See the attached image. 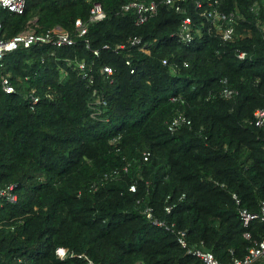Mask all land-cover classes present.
<instances>
[{
	"label": "trees",
	"instance_id": "16d2710c",
	"mask_svg": "<svg viewBox=\"0 0 264 264\" xmlns=\"http://www.w3.org/2000/svg\"><path fill=\"white\" fill-rule=\"evenodd\" d=\"M165 1L0 9V40L36 21V32L60 28L74 41L19 47L0 61V264H202L178 245V231L231 264L264 239V223L243 228L237 212L264 202V127L253 116L264 111V0H217L234 16L228 41L195 8L204 0H187L188 43L178 37L183 16ZM131 2H154L155 14L137 24L122 11ZM93 4L106 18L78 38L74 22H87ZM178 116L189 124L169 131ZM58 248L68 249L64 260Z\"/></svg>",
	"mask_w": 264,
	"mask_h": 264
},
{
	"label": "built area",
	"instance_id": "2783aa9c",
	"mask_svg": "<svg viewBox=\"0 0 264 264\" xmlns=\"http://www.w3.org/2000/svg\"><path fill=\"white\" fill-rule=\"evenodd\" d=\"M187 0H166L165 4L169 7H172L174 11L183 16L180 25L178 37L182 43H188L192 39V21L186 16V10L183 6ZM208 7V9H207ZM195 8L201 11V16L205 17L210 23L213 24V27L216 31L219 32L221 39L223 41H228L231 39L234 33V16L232 14H226L219 10L218 1L217 0H204V1H196ZM0 9L8 11L10 13L21 15L25 9V0H0ZM133 10L136 15V23L142 24L146 22L149 18H151L156 11V4L154 2H150L148 4L140 3V2H131L125 5L122 8L123 12H129ZM106 18L105 13L103 12L101 6L99 4H93L90 9L89 17L87 22H83L80 19L75 20L74 29L76 36L78 38H82L86 35L88 31V27L90 25H94L103 21ZM38 28L37 22H32V27L29 26L27 31L23 34L17 35L9 40H0V61L3 56L8 53L15 51L19 47L28 48L33 44H51L57 48L60 47H70L73 45V37L69 32L60 29L54 28L47 32H36ZM1 29V24H0ZM264 41V36H263ZM139 43L138 40H133V44ZM85 47L88 48V44L86 43ZM144 52V51H143ZM93 54L96 56L97 51H94ZM245 57L244 53H240L237 55L239 60H243ZM72 62H68V65H72ZM165 64V62H163ZM78 69L82 72L83 76H87L88 74L85 70L84 63L78 64ZM101 73L109 77L112 74V70L109 67H103L101 69ZM90 79V78H89ZM89 83H92V80H89ZM1 88L5 94H12L13 87L8 82L6 78H3L1 81ZM224 97L229 98L231 93L229 91L223 92ZM38 100L36 98L32 99V103H36ZM254 116V124L261 128L264 127V111L256 110L253 113ZM189 121L184 117L178 116L171 120L168 124V130L173 132L174 130L182 127L183 125H188ZM130 191H134L133 186L130 187ZM3 194V193H1ZM236 205H239V201L235 195L232 196ZM11 200H15V197H11ZM166 213L170 212V208L165 209ZM238 216L241 220V225L243 228H248L250 223L253 221H257L260 223H264V202H260L259 211L257 213H250L245 209H238ZM145 218L149 221L150 224L156 226H162V223L153 219L152 211L150 208H146L144 211ZM245 239H249V234H244ZM176 240L178 245L187 250V253L199 259L202 264H224L218 262L214 256L201 248L198 247H189L186 241V233L183 231H178L176 233ZM56 259L64 260L68 255L67 248H58L55 252ZM85 258V257H84ZM86 259V258H85ZM87 264H92V262L86 259ZM231 264H264V239L259 242H254L253 246L248 249L247 255L242 260H233Z\"/></svg>",
	"mask_w": 264,
	"mask_h": 264
}]
</instances>
